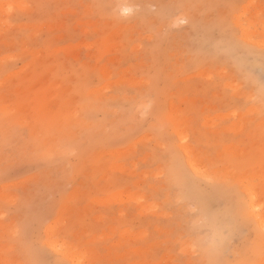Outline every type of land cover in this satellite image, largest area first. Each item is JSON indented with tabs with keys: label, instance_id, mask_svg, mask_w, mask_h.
Wrapping results in <instances>:
<instances>
[{
	"label": "rangeland",
	"instance_id": "374dc122",
	"mask_svg": "<svg viewBox=\"0 0 264 264\" xmlns=\"http://www.w3.org/2000/svg\"><path fill=\"white\" fill-rule=\"evenodd\" d=\"M0 264H264V0H0Z\"/></svg>",
	"mask_w": 264,
	"mask_h": 264
},
{
	"label": "bare ground",
	"instance_id": "6f19581e",
	"mask_svg": "<svg viewBox=\"0 0 264 264\" xmlns=\"http://www.w3.org/2000/svg\"><path fill=\"white\" fill-rule=\"evenodd\" d=\"M58 245V244H57Z\"/></svg>",
	"mask_w": 264,
	"mask_h": 264
}]
</instances>
